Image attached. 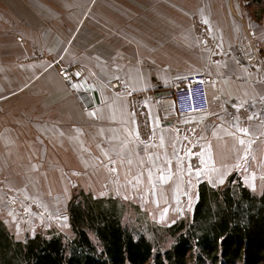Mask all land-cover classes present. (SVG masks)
Listing matches in <instances>:
<instances>
[{
    "label": "crops",
    "instance_id": "0c3cea01",
    "mask_svg": "<svg viewBox=\"0 0 264 264\" xmlns=\"http://www.w3.org/2000/svg\"><path fill=\"white\" fill-rule=\"evenodd\" d=\"M208 10L203 0H8L9 12L0 11V219L13 234L24 233L6 205L8 189L41 200L33 189L43 186L68 201L79 184L98 197L139 202L151 189L157 203L179 200L176 187L190 177L177 128L193 119L204 168L198 182L217 187L235 173L261 191L264 62L247 63L235 37L220 33L213 47L201 46L195 27L208 25ZM209 25L218 37L224 24ZM61 65L77 66L71 81ZM194 72L207 76L208 108L171 116L163 92ZM114 79L122 91L109 88ZM144 90L156 93L146 102V138L127 98Z\"/></svg>",
    "mask_w": 264,
    "mask_h": 264
},
{
    "label": "trees",
    "instance_id": "16d2710c",
    "mask_svg": "<svg viewBox=\"0 0 264 264\" xmlns=\"http://www.w3.org/2000/svg\"><path fill=\"white\" fill-rule=\"evenodd\" d=\"M126 209L118 198L76 189L67 204L69 238H17L0 219V264H264V181L259 193L235 173L221 186L200 182L190 220L162 229L172 241L165 247L124 226Z\"/></svg>",
    "mask_w": 264,
    "mask_h": 264
},
{
    "label": "rangeland",
    "instance_id": "374dc122",
    "mask_svg": "<svg viewBox=\"0 0 264 264\" xmlns=\"http://www.w3.org/2000/svg\"><path fill=\"white\" fill-rule=\"evenodd\" d=\"M0 1L1 7L4 8L0 10L1 13L7 14L9 12L8 0ZM182 1L200 2L201 0ZM203 1L208 3L209 5V10L207 12H203V17L208 19V25H206L204 19L202 23H196L195 29L200 45L203 46L208 44L213 47L217 40L220 41L221 39H227L231 42L233 37H235L234 47L238 49V51L240 52L242 57H244L247 63H249L247 57L251 54H254L255 56V63L257 60L263 61L260 52L264 50V1L260 3L253 2L251 0ZM212 19H214L216 23L222 22L224 24L217 26L219 30L218 37L215 36L213 33V25H209ZM230 21L233 22L234 25L232 23L229 24ZM219 33L224 38L220 39ZM260 35H262L263 38H260ZM60 67H62V65L59 66L58 69ZM122 90L115 92H120ZM145 91L152 90L132 92L138 93ZM168 94L170 95L171 92ZM146 111L147 124L150 129V125L148 123L149 112L147 104ZM131 114L133 119H135L132 112ZM191 122L192 123H188V121H184L182 122V124H179V126H182L177 128L179 131V137H181L182 139V145L179 147V152L181 151L184 156L186 152L187 155L185 171L186 173L184 174V177H190V180L188 179L189 181L186 182L185 185L176 187L175 196L179 192V200H176L175 202H158L159 204L167 203L171 206L170 208L168 207V209L166 208L164 210L160 208L161 206L156 201L151 200L153 197H159L158 195L152 196L151 189L150 191H145V200L143 199V197H140L139 202H134L131 200H122L118 198L119 200L125 202L127 205V209L121 219L122 224L133 232L145 233L147 238L157 240L155 243H158L163 247L168 246L169 243H171L172 241L169 237L165 235L162 229L181 219L185 221L190 220L194 204L197 200V187L200 183L198 182V180L200 181L202 174L204 173V168L199 155L200 144L197 142V124H199L200 119H193L191 120ZM136 124L140 127L141 134L144 136L143 138H146L147 136L151 135L152 130L150 131L146 129V132H144L143 124H140L137 121ZM189 124H192L194 127H187ZM187 128L192 129L189 134ZM39 189L41 193L38 192V188H34L33 190L38 195V197H41V200H43L44 202L36 196L25 195L22 192L14 190H6V205L8 208L13 209L14 213L17 215L16 224L20 226L19 230H22V232L24 233L22 236L20 234H14L15 237L24 238L25 236L34 235L35 233H41L45 236H50L52 234H61L64 238L71 237V230L68 221L67 204L72 194H74L75 190L83 188L79 184L72 185L70 189V198L68 199V201H66V199H61V197L56 198L55 191H51L50 193H48V195H46L44 192H42L43 186H40ZM91 195L93 197L100 198L98 196H94L93 194ZM9 196H18L22 199H17V201L12 204L15 207H12L7 201ZM101 198L107 197L103 196ZM27 203L32 204L33 207H28L26 205ZM20 208L21 210L24 209V211H26L25 216L22 214Z\"/></svg>",
    "mask_w": 264,
    "mask_h": 264
},
{
    "label": "built area",
    "instance_id": "2783aa9c",
    "mask_svg": "<svg viewBox=\"0 0 264 264\" xmlns=\"http://www.w3.org/2000/svg\"><path fill=\"white\" fill-rule=\"evenodd\" d=\"M248 60L255 63V56L251 54L247 57ZM77 71V66H62L58 69V73L61 75L62 79L66 82L71 81L75 73ZM206 82L207 76L202 72H194L186 74L179 81L174 83L171 87V94L169 95L174 104V112L175 116L178 114H191L195 112H202L208 108V96L206 91ZM110 89L114 91L122 90V85L118 80H111L108 83ZM155 91H145V92H128V103L131 112L135 117V122H139L143 124V131L146 132V129H149L147 124V111H146V100L152 97H155ZM180 125L179 127H181ZM188 134L192 131L191 128H187ZM21 200V197L12 196L8 197V203L10 206L14 202ZM28 207H33L32 204L27 203ZM21 210V208H20ZM22 214L25 216L26 211L24 209L21 210Z\"/></svg>",
    "mask_w": 264,
    "mask_h": 264
},
{
    "label": "water",
    "instance_id": "95a60500",
    "mask_svg": "<svg viewBox=\"0 0 264 264\" xmlns=\"http://www.w3.org/2000/svg\"><path fill=\"white\" fill-rule=\"evenodd\" d=\"M171 92V90H168V91H164L163 93H170Z\"/></svg>",
    "mask_w": 264,
    "mask_h": 264
}]
</instances>
